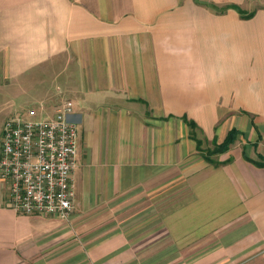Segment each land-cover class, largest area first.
I'll use <instances>...</instances> for the list:
<instances>
[{
    "label": "crops",
    "instance_id": "crops-1",
    "mask_svg": "<svg viewBox=\"0 0 264 264\" xmlns=\"http://www.w3.org/2000/svg\"><path fill=\"white\" fill-rule=\"evenodd\" d=\"M0 90L78 132L68 220L0 180V264H264V0H0Z\"/></svg>",
    "mask_w": 264,
    "mask_h": 264
},
{
    "label": "built area",
    "instance_id": "built-area-1",
    "mask_svg": "<svg viewBox=\"0 0 264 264\" xmlns=\"http://www.w3.org/2000/svg\"><path fill=\"white\" fill-rule=\"evenodd\" d=\"M73 104L57 105L51 117L31 120L12 115L0 141V180L5 204L21 215L68 220L73 208L72 174L78 132L69 120ZM35 110H27L32 117Z\"/></svg>",
    "mask_w": 264,
    "mask_h": 264
},
{
    "label": "trees",
    "instance_id": "trees-1",
    "mask_svg": "<svg viewBox=\"0 0 264 264\" xmlns=\"http://www.w3.org/2000/svg\"><path fill=\"white\" fill-rule=\"evenodd\" d=\"M236 9L245 18L250 17V16L253 15V12L252 13H246V12L244 13L239 8H236ZM228 133L229 134H228L227 138L224 140V142L222 144H220V145L215 146L216 148L214 149V151L212 150V152H211L212 155H213V153H218V152H221V151H224V150L228 149V147L235 142V138H236V135H237L238 132L236 130H232V131H230Z\"/></svg>",
    "mask_w": 264,
    "mask_h": 264
},
{
    "label": "rangeland",
    "instance_id": "rangeland-1",
    "mask_svg": "<svg viewBox=\"0 0 264 264\" xmlns=\"http://www.w3.org/2000/svg\"><path fill=\"white\" fill-rule=\"evenodd\" d=\"M6 94H7V92H3L2 90H0V141H1V133H2V129H3L4 122H5V120L7 118L10 117V116H8L6 118L4 117L6 115V113L9 111L8 110V105H2L3 102L6 101ZM26 107H28V106H25V109H28ZM9 109H10V106H9ZM33 120L36 121V119H33Z\"/></svg>",
    "mask_w": 264,
    "mask_h": 264
}]
</instances>
